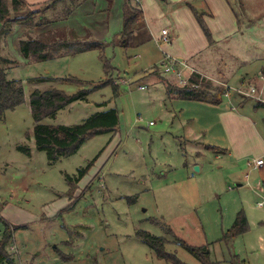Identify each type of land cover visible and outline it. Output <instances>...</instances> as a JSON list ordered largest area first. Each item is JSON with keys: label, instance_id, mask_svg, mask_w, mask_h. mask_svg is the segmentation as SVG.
Listing matches in <instances>:
<instances>
[{"label": "rangeland", "instance_id": "374dc122", "mask_svg": "<svg viewBox=\"0 0 264 264\" xmlns=\"http://www.w3.org/2000/svg\"><path fill=\"white\" fill-rule=\"evenodd\" d=\"M25 1L31 10L44 15L36 14L29 25L14 22L9 37L1 39V52L6 58L3 65L9 67V77L20 79L25 88V102L0 118V216L15 228L14 241L8 248L14 264H173L158 257L138 238V230L167 238V251L186 264L203 263L180 246L179 240L209 245L213 264H233L235 255L239 264H264V205L258 204L264 200L263 168L247 165L249 159L264 158V102L238 91L255 87L256 95L264 98V0H231L241 30L217 65L222 71L226 67L230 70V75L226 71L228 77L235 69V78L229 83L228 79L215 81L199 73L196 87L220 95L219 103L169 98L166 91L176 93V87L185 84L162 72L161 48L151 38L144 45L138 43L145 37L142 33L138 37L134 34L129 48L114 45V26L108 33L100 27L113 10V0H86L81 12L59 22V27H52L53 23L62 20L77 0ZM68 28L92 31L94 38L101 35L107 43L102 54L111 62L118 90L115 92L112 85L97 88L88 100L74 101L56 118L43 122L78 124L109 108L118 110L120 122L113 137L112 133L95 135L75 154L50 162L35 143L30 93L35 88L57 87L73 94L101 83L107 79L101 51L35 62L19 54L15 40ZM140 52L145 56L138 57ZM149 72L162 84L151 83L146 75ZM39 76L75 77L83 84L30 81ZM228 83L230 92L225 94ZM141 84L147 88L141 89ZM103 102L106 105L100 106ZM231 104L237 114H249L260 133L259 137L236 117L229 124V128L237 127L238 138H251L249 144L244 143L249 149L240 164L216 157L217 152L232 150L236 144L218 116L223 106ZM191 121L204 131L200 139L206 145L220 149H201L204 155L196 162L204 166L199 172L188 165L194 163L195 154L182 124ZM22 146L29 147L30 153ZM100 151L72 191L67 175L74 176ZM240 210L248 219V230L229 243L221 240ZM4 231L0 219V239Z\"/></svg>", "mask_w": 264, "mask_h": 264}, {"label": "trees", "instance_id": "16d2710c", "mask_svg": "<svg viewBox=\"0 0 264 264\" xmlns=\"http://www.w3.org/2000/svg\"><path fill=\"white\" fill-rule=\"evenodd\" d=\"M86 0H77L72 8H68L67 15L63 19H67L74 8L84 3ZM47 6L45 9H47ZM196 15L198 23L204 31L210 45L215 43L212 32L204 19V13L198 12L192 7ZM38 14L43 16L40 10H31L25 0H0V118H3L9 110H14L17 106L25 102V88L20 79L9 77V67H4L3 62L6 58L1 52V39L9 35L14 22L32 24L34 16ZM62 19V20H63ZM41 24L44 22H40ZM240 25V20L238 21ZM144 11L140 3L134 4L132 0H125L123 10V24L113 40L114 45L119 44L124 48L132 46L134 34L138 30L146 29ZM46 31L41 36L23 37L20 39L19 47L22 54L35 62L46 61L55 57L70 56L90 50L101 51V59L104 63V71L107 79L99 84H95L91 88H83L76 93L68 94L63 89L52 87L45 90L35 88L30 93V106L34 119V139L36 146L40 150H44L50 162H55L61 157H68L75 154L79 148L88 139L95 135L103 133H112V137L118 131L120 122L119 112L116 108H109L98 111L83 122L73 125L64 124H47L43 120L45 118H56L58 112L77 100H88V95L95 89L105 85H112L114 91L118 90V83L113 79L111 71L113 70L111 62L102 54L107 43L96 39L92 34L87 33L80 35L75 29L68 28L65 31ZM144 40L138 42L142 43ZM137 43V44H138ZM199 73H194L190 78V82L199 84ZM46 80L69 81L73 83L83 84L82 81L75 77H51L39 76L30 78L31 82H43ZM208 82L207 86L209 87ZM171 92V91H170ZM176 97L219 103L220 99L209 90L201 89L198 86L176 87ZM100 106L106 105V102L100 103ZM110 138V140L112 139ZM30 153L29 147H21ZM207 149L219 151L216 146L206 145ZM102 151V150H101ZM99 154L93 158L86 166L78 168L74 176L67 175V179L71 184V190L83 179L93 166ZM264 186V181H263ZM0 219L5 224V231L0 239V264H14L8 248L14 241V226L6 221L2 216ZM248 219L243 210H240L233 222L232 226L227 229L221 238L225 242H231L238 235L248 230ZM169 232L173 233L172 229ZM137 236L144 241L152 250L156 252L158 257L172 262L173 264H186L180 260L175 253L167 251V245L170 242L164 236H157L147 230H138ZM179 245L186 249L193 256L198 258L203 264H213L211 260L210 247L207 244L196 246L191 245L185 240H179ZM233 264H239V258L235 255Z\"/></svg>", "mask_w": 264, "mask_h": 264}, {"label": "crops", "instance_id": "0c3cea01", "mask_svg": "<svg viewBox=\"0 0 264 264\" xmlns=\"http://www.w3.org/2000/svg\"><path fill=\"white\" fill-rule=\"evenodd\" d=\"M124 2L125 0H116V2H114L113 0V10L108 12L107 19L104 20L105 25L100 26H104V32L106 31V33H108L110 31V26H114L113 29L117 32L121 30L123 24ZM132 2L135 4L140 3L144 11L146 25H148L146 29L138 30L136 32V37L141 35V33L145 36L143 39L144 41L141 43L142 45L147 42L148 38L149 40L151 38L162 50L163 55L159 60H161V58L165 54H170L180 59H186L189 62L190 67L195 72L196 69L199 70L196 73L205 75L212 80L220 81L221 79H228L230 83L235 78V69L232 71L231 76L228 77V75H230V70L228 72V68L226 67L225 70L222 71V69L218 68L217 65L218 60L224 57V53L231 49V40L235 37L238 31L241 30L238 23V21L240 20L238 17V11L236 10L231 0H132ZM84 3L77 6L67 19L57 20L56 22H54L52 27H59V22L69 20V18L71 19L72 17H76V15L81 12ZM191 6L196 8L198 12L204 13V19L207 22L215 40V43L213 45L209 44L208 39L200 24L198 23L196 15L193 12ZM62 26L68 27L65 25ZM164 28L169 29L171 41L169 43H157L156 40L157 38L161 37L162 30ZM76 31L80 35L90 33L79 32L77 29ZM91 33L93 32L91 31ZM96 38L101 40V35L97 36ZM20 39L21 38L18 36V38L15 40V45L17 44L19 48V54L22 55L19 47ZM137 56L141 58L145 55L144 53L140 52ZM224 63L226 64V66H228L227 62ZM262 70V72H264V69ZM226 71L228 75L226 74ZM186 72L187 74H189V70H187ZM150 73L152 72H149V74L146 75L149 76L151 83L162 84L157 80V75ZM262 78H264V75H262ZM229 83L227 85H230ZM263 91L264 81L261 84V93ZM166 92L169 98H175L177 95L175 92H172V90H169V93L168 91ZM218 98L220 99V95L218 96ZM231 105L232 107L223 106V108H221L218 112V116L224 122V130L227 133H230L229 137L232 140L233 144L235 138L236 144L234 145V149L232 150L227 149L226 152H217L216 157L225 158L226 161L240 164V161L243 159L245 154H247L249 149L244 146V143L249 144L251 138L247 139L244 136H242L241 139L238 138L235 132L237 127H235V129L233 128V126L229 128V124H232V121L236 117L239 120L245 121L259 137L260 133L256 128L257 123L252 119V117H250L249 114H237L232 110L235 106H233V104ZM192 124V121L189 124H182L183 128H185L184 135L187 134V136H185V138H187L186 141L190 142V148L192 149L191 151L195 154L194 163H188V165L196 166L198 164V166L200 167L199 171H201L204 165L199 164L198 162H196V160L202 158V156L204 155V152H202L201 149H205L206 144L200 139L202 134L204 135V131H202V129L200 128H195ZM258 157H262V155ZM261 168H263L261 170H263L262 178L264 181V166H262ZM261 189L262 187L260 186L259 190L261 191Z\"/></svg>", "mask_w": 264, "mask_h": 264}, {"label": "built area", "instance_id": "2783aa9c", "mask_svg": "<svg viewBox=\"0 0 264 264\" xmlns=\"http://www.w3.org/2000/svg\"><path fill=\"white\" fill-rule=\"evenodd\" d=\"M157 43H169L171 41L170 32L168 28H164L162 30V35L160 38H157ZM162 72L164 74H169L177 77L180 81H182L185 86H196L195 84L190 82L191 75L195 73V71L190 67L189 62L186 59H180L176 56L165 54L161 60ZM187 70H189V74H187ZM123 81V80H122ZM141 89H146L147 85L141 84L139 85ZM227 88L224 90L225 94L230 92V85L226 86ZM244 95L255 97L261 102H264V98L260 94L256 95L257 90L255 87H252L250 90H238ZM224 93V92H223ZM248 166L253 169H260L264 166V158L256 157L248 160ZM259 205H264V200L258 202Z\"/></svg>", "mask_w": 264, "mask_h": 264}, {"label": "water", "instance_id": "95a60500", "mask_svg": "<svg viewBox=\"0 0 264 264\" xmlns=\"http://www.w3.org/2000/svg\"><path fill=\"white\" fill-rule=\"evenodd\" d=\"M195 170L196 171H199L200 170V167L198 165L195 166Z\"/></svg>", "mask_w": 264, "mask_h": 264}]
</instances>
